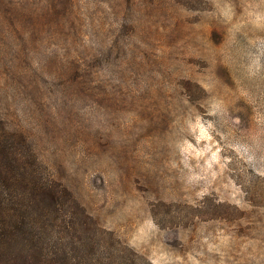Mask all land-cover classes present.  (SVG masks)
<instances>
[{"label": "rangeland", "instance_id": "1", "mask_svg": "<svg viewBox=\"0 0 264 264\" xmlns=\"http://www.w3.org/2000/svg\"><path fill=\"white\" fill-rule=\"evenodd\" d=\"M0 118L144 262L264 264V0H11Z\"/></svg>", "mask_w": 264, "mask_h": 264}, {"label": "trees", "instance_id": "2", "mask_svg": "<svg viewBox=\"0 0 264 264\" xmlns=\"http://www.w3.org/2000/svg\"><path fill=\"white\" fill-rule=\"evenodd\" d=\"M0 264L151 263L102 228L27 135L0 118Z\"/></svg>", "mask_w": 264, "mask_h": 264}]
</instances>
